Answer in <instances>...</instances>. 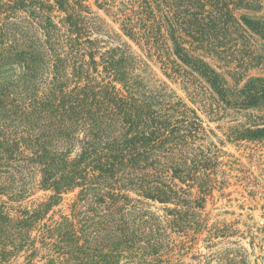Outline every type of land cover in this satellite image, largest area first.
I'll return each instance as SVG.
<instances>
[{"label":"trees","instance_id":"trees-1","mask_svg":"<svg viewBox=\"0 0 264 264\" xmlns=\"http://www.w3.org/2000/svg\"><path fill=\"white\" fill-rule=\"evenodd\" d=\"M96 2L122 33L88 0H0V264H185L164 257L234 233L206 212L220 150L184 98L146 83L129 40L210 116L263 111L264 0Z\"/></svg>","mask_w":264,"mask_h":264},{"label":"rangeland","instance_id":"rangeland-1","mask_svg":"<svg viewBox=\"0 0 264 264\" xmlns=\"http://www.w3.org/2000/svg\"><path fill=\"white\" fill-rule=\"evenodd\" d=\"M88 1L93 10L106 20L110 30L122 33L113 16L100 8L96 0ZM129 42L144 61L141 73L146 83L152 88L167 83L197 110L207 133L204 143L220 150V160L223 162L221 168L225 171V175L220 176L224 181L223 188L214 191V198L209 199L206 212H210V225L220 221L231 225L234 233L214 238L211 242L216 245L208 247L211 242L205 240L208 236L206 232L191 249H177L171 254L173 257L165 256L164 259H170L174 263L217 264V260L212 258L213 254L240 249L246 256V264H264V110L230 108L226 112L222 111L220 116H210L198 100L188 95L181 81L168 78L160 63L149 58L134 42ZM255 49V55L264 54V41L257 38ZM250 74L264 75V64L252 68ZM42 194L39 193L36 197ZM132 195L136 197L135 194ZM73 196V193L64 195L63 200L51 212H69ZM147 202L150 210L164 214L165 204L151 200ZM220 226L223 227L221 224ZM124 262L125 260L122 261ZM165 263L167 262L162 264ZM13 264H25V257Z\"/></svg>","mask_w":264,"mask_h":264}]
</instances>
